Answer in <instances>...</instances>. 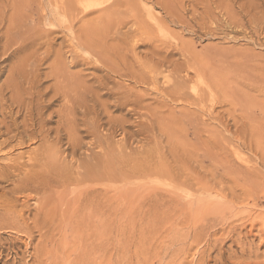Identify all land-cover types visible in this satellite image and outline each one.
<instances>
[{
  "label": "rangeland",
  "instance_id": "374dc122",
  "mask_svg": "<svg viewBox=\"0 0 264 264\" xmlns=\"http://www.w3.org/2000/svg\"><path fill=\"white\" fill-rule=\"evenodd\" d=\"M57 1L60 3L63 0H0V69L5 71L0 76V84L5 81L9 71L13 69L20 58L23 56H30L31 59L35 57L37 59L42 58L46 56L47 50L50 51V56L48 55L44 61L39 62V73L43 81H51L50 71L53 67L52 63L55 60L58 63L60 58L70 73H77V71L79 73V70H82V73L86 72L84 75L88 74L86 78L89 79L93 71L92 64L95 67L94 65L102 63L101 60L104 62L106 60L104 56L110 50H115V48L116 51L117 48L118 50L122 49V52L119 50L122 55L119 51L114 52L113 50L114 53L118 54H115L117 58H114L113 52H109V59L105 62H109L114 67L117 61L118 64L121 63L119 65L121 68H123V65L128 66L129 63L130 69L132 68L131 65L137 63L132 69L133 72L139 71L138 68L140 67L141 70L154 68L161 61L160 59V61L158 60L160 54L163 60V63L161 62L163 64L162 74L158 75L154 80L156 81L154 82L155 85L153 83L148 87L147 85L146 87L135 85L134 82L132 83L126 78L117 79V77L111 75L115 82L122 83L126 87L129 86L133 91L145 92L143 94H149L148 97L150 95L154 96L152 99H150L151 96L149 98L146 97L148 103L149 101L152 103L157 98L155 95L156 90L164 91L169 88L170 84H175L176 81L179 84H184L183 81L187 79L186 72L190 73L188 75L191 80L185 83V89L183 90L186 91L184 94L187 98L190 95L191 98L189 99L196 98V96H193L194 92L191 91L193 87L190 86L196 87L197 92L200 88H202L200 89L201 91H205L208 84L215 83L219 78L221 81L223 80L221 78H224L222 84H225L226 81V84H228L230 81L235 82L234 80L236 79V81L239 83L241 81L242 83L243 79L239 77L246 78L247 76L251 78L253 76L256 78L255 83H264V0H100L101 4H104L101 7L104 8L116 1L118 5H110V7L112 6L111 9L107 7V12H103L100 19L96 17V14L99 15L97 12H100L101 8H98V11L96 9L91 11L92 14L83 19V21L86 19L85 21L93 23L92 25L88 23L89 27H86V29H89V31L96 27V33L94 32L95 34H93L95 38L96 35L98 36L97 30L101 26L99 30L102 37L99 36L96 39L98 44L95 46L94 52L97 58H91V54L84 52L82 50L84 47H82V44L80 45L82 42L80 37L86 30L84 26V29L79 26L82 29L80 31L82 33H77L79 30L77 26L81 25L82 20L81 10L77 7L76 18L73 23L72 19L67 15L68 13L66 17L65 12H61L62 10L58 8V4H54ZM109 9L116 14H113ZM104 16L107 18H104ZM88 17L94 18L95 21ZM76 20L77 22L79 21V24ZM69 23H71L72 27L69 26ZM109 24L111 28H107ZM102 26H105L106 29L103 30ZM67 28L72 29L71 34ZM101 30L105 31V34L109 33L110 37L105 35L104 39V32H101ZM86 31L88 34V30ZM24 32H26L24 35L29 36L27 41L19 40L20 34ZM38 34L42 38L44 36L48 37L38 38ZM121 34L124 35L122 36ZM73 38L75 42L77 41V44H74ZM100 38L104 39V42L107 41L106 43L109 44L110 49L105 43L103 45V41ZM122 39L125 40L124 44L120 42ZM68 40L71 41V44ZM114 40L119 42L114 44ZM33 41L36 43L35 45H33ZM22 42L33 45V48L30 47L33 50L29 48L24 51L25 53L20 52L21 54H17L15 51ZM72 44L73 46H71ZM120 46L123 47L121 48ZM58 49L61 50L60 54L64 58L56 59L55 51ZM98 49L100 51H97ZM102 49L105 51H101ZM106 49H108V52H106ZM157 50L160 51L158 52ZM160 52L166 55H162ZM13 54L16 58H14ZM75 54L82 57H76ZM134 56L136 57V62ZM156 56L158 57L157 59L155 58ZM73 57L75 58L74 61H72ZM99 57L104 59L100 58L101 60H99ZM152 58L154 59L153 62L157 60L159 62L153 64V62H150L153 60ZM4 59H10L11 61L7 62L5 60V62ZM86 59L89 60L86 61ZM79 60L87 62V66L80 65L82 63ZM129 60L133 61L129 62ZM168 60L170 62L172 60V63H169ZM124 62L125 64H123ZM109 64L107 66H110ZM118 64H116L117 67ZM150 65H154V67H150ZM175 65L176 67H174ZM88 67L92 70L90 73ZM84 70H88V72ZM140 71L137 74H141L143 70ZM95 73L93 72L92 74L98 76L102 72L98 71ZM259 74H262V78H260L263 82L258 81L260 79ZM101 75L99 76L101 77ZM45 76H48V78H45ZM184 76H186V79ZM164 77L169 79L168 84H165ZM177 77L180 79H177ZM210 77L218 79H211ZM253 77L244 79L247 82V79L250 80L248 83L245 81L250 88L252 87ZM142 78L144 77L142 76ZM221 81L218 83V85H221V87L219 86L220 88H222ZM238 82H230V84H225L226 86H224L229 89H227L228 91H234L237 89L235 86ZM245 82L242 85L241 83L237 84V86L245 87ZM150 86L153 87L155 93H152V88L151 90L149 89ZM133 87H136L135 90ZM243 87L241 89H244ZM200 90L199 92H201ZM243 91L246 93L249 90ZM249 92H251L250 95L248 94ZM249 92L247 95L250 96V99L253 97L251 99L252 102L257 98L256 102L259 101L260 103V100H258L262 97L259 95L260 93ZM218 96H216L217 99L215 98L216 101L214 103H217L213 108L214 110L212 109L211 115L209 111L208 113L203 112L204 116L201 112L196 116L200 120L199 132H201L200 128L202 125L204 127L208 125L209 127L207 129L201 128V133H203L201 136L202 141L205 142L209 138L207 135H210L211 138L217 137L216 139L219 141V144L216 142L217 150L219 149V154H217L219 157L216 159L217 163H212L213 161L207 157V149L204 150L203 148L196 155L205 156L202 157L201 163H198L201 166L198 167L202 168L199 171V168L196 167L197 162L194 161V155L190 154L193 152V148L196 147L194 145L195 141L190 137H187L184 142L185 145L187 144L189 151L180 152L182 149L178 147L179 150L177 149L176 151V154H178H175L174 157L179 163H175V159L170 158L168 153H165L168 156L164 154L163 151L166 148L162 149V147L165 146V140L161 139L157 133L145 135L149 138L148 141V138L146 140L143 138L144 136L133 138L127 135L124 137V135L121 136V132H115L114 137H110V140L113 143L121 144L122 153L124 152L123 155L126 157L130 154L134 158V155L137 154L138 156V154L143 153L140 151L153 148L151 145H158L156 147L161 153V160H158V158L156 160L162 164L165 162L164 164L171 176L168 175V181L162 180L163 178L160 179L162 182L156 181L154 176V179L146 180L150 183L135 178H131V180H129L130 178L127 180L122 179L123 181H120V179L108 180L107 187H104L106 192H108L105 194L106 207L102 224L97 222L96 219L83 218L85 215L82 216L81 210H78L80 208L77 207L80 203L76 204L77 202H75L78 198L80 200L78 192H81L79 191L81 187L76 186L73 180L71 182V179L69 180L70 183L67 181L69 184L65 182L55 186L51 185L52 187L48 188L49 190L41 189L37 192H30L32 195L28 193L29 191H25L27 195L24 193L15 195L13 198L7 195L6 198L10 197L9 199L7 198L8 201L12 200L9 203V211L1 210L0 204V264H264V133L260 128L264 127V120H261V118H264V113L261 110L259 111V109H264V105H262L264 104V98L262 97V104L260 103L262 107L254 102L259 108L251 102L257 110L253 108V105H248L247 108L249 109L251 106L250 108H253L254 111L250 112L251 109H249L250 111L248 110L247 114L251 115L247 116L244 114L245 110L243 111L241 107H238L241 104L238 106L236 104L234 107L233 104L232 106L225 103L233 98L229 97L227 101H224L222 96ZM229 104H231L230 101ZM172 106L174 107L175 105ZM177 106L180 105H176L177 109L173 108L174 110L176 109L173 115L178 119L181 107ZM187 108L190 112L195 110L192 106ZM256 117L257 119H255ZM233 118L236 119H234L235 123H233ZM258 118L260 122L262 121L261 123H256L259 122ZM131 119L129 120L130 123H133V120L137 122L134 118L131 117ZM252 120L254 121L252 122ZM142 121V123L149 124L148 121ZM233 125L235 128H233ZM254 126L256 127L254 128ZM135 128L132 127L128 131L135 133L139 130ZM251 128H254L252 129L254 132L255 130L262 132L263 137L259 134L260 132H257L261 137L258 136L254 142V139L250 137L251 135L249 136ZM236 129L239 131L237 132ZM210 130L213 132V136ZM104 134L107 135L108 133L104 132ZM123 137L125 143L120 141ZM260 138H263V140L260 141ZM151 140H155L157 144L154 141L151 142ZM256 140L260 141V145L259 142H257L258 145L256 144ZM84 142H87V140ZM62 148L64 150V147ZM62 148L60 149L62 150ZM81 149H83L80 150L81 152L83 151L81 157L84 158L87 152L85 147ZM61 150L60 152L63 151ZM95 151L93 150V152ZM204 151L207 154L204 155ZM81 152H79L80 155ZM165 152H168L167 149ZM66 153L67 151L60 159L61 164H68V159L64 158ZM79 154L78 158H80ZM185 156L187 158L191 156V159L188 158L189 160L186 159V161L183 158ZM180 158H183V161ZM0 160V163L3 164L2 157H0ZM193 161L196 163L193 164ZM179 165H183L181 166L183 169L186 168L187 176L190 175L192 177V175H195L192 178L196 181L180 187L176 186V184H171L172 180L170 178L173 179V182L176 181L175 178L177 176L174 169ZM234 171H236L235 174ZM71 183L75 185H73L75 189L70 186L74 192L71 191V188H68L69 185H72ZM63 184H66V187L68 185L67 188L65 187V191L60 188H64ZM10 188V183L0 184V196L2 197L3 193L5 191L8 192ZM51 188H56L61 193L59 194L56 189L51 191ZM26 196L28 197L27 199L33 200H26ZM30 196L34 197L31 198Z\"/></svg>",
  "mask_w": 264,
  "mask_h": 264
},
{
  "label": "bare ground",
  "instance_id": "6f19581e",
  "mask_svg": "<svg viewBox=\"0 0 264 264\" xmlns=\"http://www.w3.org/2000/svg\"><path fill=\"white\" fill-rule=\"evenodd\" d=\"M57 2L54 4H56V5L58 4V6H59L58 8H60L62 10L61 12L64 11L65 15L68 13L67 15L70 17V19H72V22L76 18L75 13L77 14V7H78V9L81 10V12H82V13L80 12L82 14L81 15L82 20L80 23L81 25H78L79 21L77 22V20H76V22L78 23L77 29H79L78 32L76 30L77 33L82 31L81 27L83 29H84V27H85V29H86V27H89L88 23H89V25L93 24V23L85 21L86 19L83 21L84 18H87L88 15L92 14L91 11H93L95 9L97 10L98 8H101L100 12H97L99 15L96 14V17L100 19L101 14L103 12H107V10H108L107 7L111 9L112 6L118 5V3L114 2V3L110 4V5H112L111 7L109 5V6H106L104 8V7H101L104 4H101L102 2H100V0H65V1L63 0L60 3L59 2L57 3ZM110 9H109V11L112 12V10H110ZM61 12H59V13H61ZM114 12H116V11L114 10ZM107 14H109V13H107ZM113 14H116V13H113ZM67 15H66V17H67ZM94 16H95V14H94ZM88 18L94 19V18H90V17H88ZM97 18H96V21H97ZM104 18H107V17L104 16ZM67 19H65V20H67ZM116 19H113V20H116ZM101 20H102V18H101ZM113 20H111V21L113 22ZM94 21H95V19H94ZM117 21H119V20H117ZM86 22H87V25H86ZM105 22L107 23L106 20H105ZM105 22H104V25H105ZM115 23H116V21H115ZM67 24H65V25H67ZM69 24H70L69 26H71V23H69ZM116 24L118 25V23H116ZM74 26H76V25H74ZM79 26H81V27L79 28ZM109 27H110V24L107 28H109ZM115 27H117V26H115ZM15 28H17V27H15ZM90 28H92V27H90ZM94 28L91 29L92 31H89V29H86V30H88L89 35L87 34V31L85 30L86 33H85V31H84V33L86 35L83 33L82 36L80 37V39L82 38L80 40L82 42L81 43L79 42L80 45L82 44V47H84V48H82V50L84 52H86L87 54H91L90 55L91 58H97L96 55H94L95 46L98 44V41L96 39L99 36L102 37L100 30H99V29H101V26L98 29L99 31L97 30L98 36L96 35V38L93 36V34L96 33L95 32L96 27H94ZM102 28H103V30L106 29L105 26L104 27L102 26ZM73 29H75V28L73 27ZM103 30H101V32H104L103 33L104 39H105V35L106 36L108 35L110 37V34L109 33L105 34V31H103ZM117 30H118V28H117ZM68 32L71 34L72 29H68ZM106 32H107V30H106ZM111 32H113V31H111ZM80 33H82V32H80ZM24 34H26V32L20 34L19 40H22V41L29 40L28 39L29 36L24 35ZM74 34H75V32H74ZM75 35H73V36H75ZM90 35H92V36H90ZM37 37L42 38V36L40 34H38ZM47 37H45V38H47ZM107 37H106V40H107ZM10 39H11V37H10ZM32 39L34 40V38H32ZM70 39H72V38H70ZM100 39H101V41H103V45L105 43L109 47V44L106 43L107 42L106 40H105L106 42H104V39L103 40H102V38H100ZM100 39H99V41H100ZM73 40H74L73 42H75L74 38H73ZM122 40L120 42L121 43L123 42V44H124L125 40L124 39H122ZM35 42H36V40H35ZM35 42L33 43V45L36 44ZM70 42L71 41H69V43ZM117 42H119V41L116 40L114 42V44L115 43L117 44ZM121 43H119V44L121 45ZM54 44H56V43H54ZM74 44H77V41ZM101 44H102V42H101ZM33 45L22 42L21 44H19L18 49H16L15 52H17V54L20 52L23 53L25 50L29 49ZM80 45H78L79 48H81ZM103 45H101V46L104 47ZM71 46H73V44ZM115 47H116V45H115ZM133 47H135V46H133ZM32 48H30V49H32ZM96 48H98V47H96ZM34 49H35V47H34ZM70 49H71V47H70ZM73 49H74V47H73ZM78 49H77V51L80 50V49L79 50ZM104 49H105V47H104ZM109 49H110V47H109ZM64 50H66V49H64ZM106 50H107L106 52H108V49H106ZM113 50L112 51L110 50L109 52H113ZM119 50L117 48V51H119ZM60 51H61L60 49L55 51L56 59L60 58V57L64 58L60 54ZM97 51H100V50L98 49ZM101 51H105V50L102 49ZM117 51L115 48L114 52H117ZM120 51L122 52V49ZM157 51L159 52L160 50H157ZM185 51H186V49H185ZM109 52L107 54L104 52V54H106V56H108V57L104 56L106 58L105 61H107V59H109V55H110ZM8 53H9V50H8ZM49 53H50V51L47 50L46 56H44L42 58H38V59L36 57L31 59L30 56H28V57L23 56L18 61L15 60V61H17V64L13 67V69H11L9 71V74L6 77L5 81L2 84H0V157H2V160L4 161L3 164L0 163V184H3V183H10L11 184V188L9 189V191L8 190H7L8 192L5 191V193H3V195H2V197H4V198H2L0 196V204H1V208H2L1 210L5 211V212L9 211L8 210L9 209V203L12 202V200L8 201V199L11 196L13 198V196L15 197V195L24 194L25 191H27V192L29 191L28 193L30 194V192H37V191H40L41 189L42 190L48 189V188L52 187L51 185L55 186L58 184L65 183L67 181L70 183L69 180L71 179V182L73 180V183L76 186L81 187V189H82V190L81 189L79 190V191H81L80 193L78 192V194H80V200L78 198L79 195L77 197L78 198L77 200L80 202H78L77 200L75 202H77L76 204L80 203V205L77 207L80 208L78 210L79 211L81 210L80 213L82 214V216L85 215V216H83V218L96 219L97 222L102 224L104 221V216H105L104 212H105V207H106L105 194L108 192V191L106 192L104 187L106 186L108 180L120 179V181H123L124 179L127 180L130 178L129 180H131V178L132 179L135 178L138 180L140 179V181L141 180L146 181L147 179H149V181H150V179L151 178L154 179V177H155L156 181H160V179H162V178H163L162 180H164V181H168V179H169V177H168L169 173H168V170L164 164L165 162H163V164H162V163H160V161L157 162V160H156L157 158H158V160L159 159L161 160V155H160L161 153L159 152L158 148L156 147L158 145L154 146V144L151 143L153 145H151V144L150 145H151V147L153 146V148H148V150H146V151H140L143 153L138 154V156H137V154L136 155L133 154L135 156L134 158H132L133 156L131 157L130 154H129V156L131 158L129 156L126 157L123 155L124 152L122 153L123 149H121V144L120 143L118 144L117 142L113 143L110 140V137H114L115 132L116 133L121 132V136L124 135V137L127 135L128 136L130 135L133 138L136 136L137 137L138 136H142V137L144 136L143 138H145V140L148 138L145 135L154 134V132L157 133L161 139L165 140V146L162 147V149L166 148L168 152H165L166 151V149H165V151H163L164 154L168 153L170 158L175 159L174 160L175 163H179V161L174 157L177 149L179 150L178 147H180V149H182L180 152H188L189 151L187 144L185 145L184 142L187 140L186 139L187 137H190L191 139H193L195 141L194 145H196V147L193 148V152H191L190 154L194 155L195 159L193 157L192 158L194 159V161L197 162L196 167L199 168L201 166L198 165V163H201L202 157H205V156L200 157V156H196V155H197V152L202 150L203 148H204V150L207 149L206 150V152L208 151L207 157L213 161L212 163H215V162L217 163L216 159H217V157H219L217 155V154H219V152H218L219 149L217 150V143L219 144V141H218V139H216L217 137H213L216 139V141H215V139L211 138L210 135H207V136H209V138L213 139V140H210L207 137L208 139L205 140V142L202 141V138H201V136L203 134V133H201L202 129H207L208 125H205L206 127H204L201 124L202 127H204V128L201 127L202 128V129L200 128L201 132H199L200 120H198L196 118V116L199 115L200 112L202 113L203 116H204L203 112L208 113L210 111L209 112V114H210L212 109L214 108V106H216L215 104L217 102L214 103V101H216L215 98L219 94H220V96L223 97L224 101H227V99H229V97L233 98V99H231L232 101L228 100V102H225V103H228V105L233 104L235 107L236 104H237L236 106L241 104L238 107H241V109L243 111L245 110L244 114H246L247 116L251 115V114L248 115L247 111L249 109H251L250 107L253 105L252 103L257 101V98H256V100L254 102H252L251 99H253V97H251V99H250V96H248L247 93L249 91H254L258 94L260 93L259 95L264 98V88L261 89L262 87H264V83L263 84L260 82L255 83L254 81L256 80V78L252 76L253 82H252L251 86L253 88L252 87L250 88V87H248V85H246L247 81L244 80V79L249 78V77H247L246 75H243V76H246V78H244V77H239V78L243 79V80L241 79L242 83H244L246 81L244 84V86L245 85L246 86L245 87L242 86L244 89H241L242 87L240 85L237 86V84H240L241 81L239 83L238 81H236L237 80L236 79L234 81L238 82V83H236V86H235V87H237V89L234 88L235 89L234 91H231V90L228 91L229 89L227 88L228 89L227 90L225 86L230 84V82L231 83H235V82L230 81V82H228V84H226L227 83V81H226V83L224 82L226 84L225 85V84H222V81H224V78H221V79H223L221 81L220 78L218 79L216 77H213V78L218 79L217 80L218 82L216 80H214L217 82V84H216V82L215 83L212 82V83L208 84L206 86L205 91H201L200 89H202V88H200V89L197 88L198 89V92H197L196 87H194L193 85L190 86V87H193V88H191V91L194 92L193 96H196V98L194 97L193 99H189V98H191L190 95L187 98L186 95L184 94L186 91L183 90V89H185L184 88L185 83L188 80H191V77L188 75L189 72H186L185 75H187V79H186V76H184L186 79V80L184 79L185 81H183V79H182L184 84H181V83L179 84V82L177 83V81H176L175 84H173V85L170 84L171 87L169 86V88H167V85H166L167 89L164 91L156 90L155 95L157 98L155 100H153L152 103L150 101L148 103L146 97H148L149 94L145 95V94H143L145 92L140 93V91L139 92L133 91V89L129 88V86L126 87L124 84L122 85V83L120 84L118 82H115L113 80L114 79L113 77H117V79L126 78V79L130 80L132 83L134 82L135 85H143L145 87H146V85H147V87L149 85H152V83L155 85L154 82H156V81H154V80L157 78L158 75L162 74L161 69L163 67V64H162L163 60L161 59L160 54H159L160 58L157 57L158 55L155 57L156 59L158 58V60L159 59L161 60V61L159 60L160 63L156 64L155 67H154V65H150V67H154V68L148 69L149 68V66H148V68H147L148 70H146V68H145V69H142L143 71L141 70V67L138 68L139 71L140 70L142 71V72L140 71L141 74H137V72H139V71L133 72V70H132L134 65L137 63H135V64L133 63L134 65H131L132 66L131 69L129 67L130 66L129 63H128V66L123 65V68L125 67L123 69V68L119 67V65L121 63L118 64L116 61V64H118L119 68L117 67L116 64L114 65V67H112L111 64H109V62L104 61L105 62V64H104L103 60H101L104 58L99 57V60L102 61V63H101V61H99L101 64L94 65L95 67H93V64H92V68H93L92 70L93 71L91 70V68L88 67L90 69L89 73L92 71L91 72L92 78L90 76L89 79L86 78V76L88 74L84 75L86 72L82 73L81 72L82 70L81 71L79 70V73H78V71H77V73H70L68 68L64 66L63 60L60 58L58 63L56 60L53 61V63H52L53 67L50 71V78H51L50 80L51 81H43L41 79L40 73H39V71H40L39 70V62L44 61L46 59V57L49 55ZM113 53H111V54H113ZM79 54H80V51H79ZM115 54H117V53H114V55ZM151 54H152V52H151ZM155 54H156V52H155ZM164 54H162V55H164ZM121 55H122V53H121ZM37 56H38V54H37ZM99 56H101V55H99ZM144 56H145V53H144ZM167 56L170 57V55H168V54H167ZM9 57H11V56H9ZM53 57H54V55H53ZM76 57L81 58L82 56L76 55ZM121 57H119V58H121ZM146 57H147V54H146ZM14 58H16L15 55H14ZM85 58H84V60H85ZM111 58H113V57H111ZM114 58H117L116 55L114 56ZM135 58L136 57L134 56V60L136 62ZM147 58L149 59V57H147ZM131 59H133V58H131ZM5 60H7V59H4V61ZM9 60H7V62ZM74 60H75V58L73 57L72 61H74ZM84 60H82V61L79 60L82 63V64H80V63L79 64L83 65V66H87V62H85ZM88 60L86 59V61H88ZM158 60L156 62H153L154 59L151 61L149 60V61L153 62V64H154V63L159 62ZM164 60H166V59H164ZM113 61H115V60H113ZM130 61L131 60H129V62ZM168 61H164V62L167 63ZM77 62H78V60H77ZM75 63H76V61H75ZM106 63H108L111 67L107 66L108 64H106ZM169 63H172V60H171V62L169 61ZM123 64H125V62ZM140 65H145V64H140ZM148 65H149V63H148ZM128 67L130 70L128 69ZM143 67H145V66H143ZM174 67H176V65ZM80 69H83V68H80ZM88 70H84V71L88 72ZM98 71L102 72L103 75H101L102 73L98 74V76L92 74L93 72L95 73ZM173 71H174V69H173ZM3 72H5V71H3V69H0V76L2 75ZM181 72H183V71L181 70ZM190 72H192V71H190ZM177 73H179V72H177ZM177 73H175V74L177 76H180ZM99 75H101V77ZM111 75L113 76L112 78H111ZM141 75L144 78H142ZM263 76H264V73H263ZM260 77L262 78V74L261 75L259 74V78ZM45 78H48V76H45ZM213 78H211V79H213ZM251 78H249V79H251ZM164 79L166 81L165 84L166 83L168 84L169 79L167 77H164ZM177 79H180V78L177 77ZM249 79H247L248 82L250 81ZM260 79L258 81L263 82L264 77H263V80L262 79L260 80ZM219 80L221 81L220 84H222V88H220L221 85H218V83L220 82ZM130 81H129V83H130ZM209 82H211V81H209ZM242 83H241V85H242ZM154 87H156V86H154ZM135 88H134V90H135ZM151 88L153 90V87L150 86L149 89L151 90ZM238 89H241V90H238ZM246 89H248L249 91L248 92L246 91V93H245V91H243V90H246ZM199 90L201 92H199ZM154 91L155 90H153L152 93ZM146 93H148V92H146ZM250 93L251 92H249L248 94L250 95ZM220 96H218V97H220ZM152 97H154V96H151L150 99H152ZM262 97H260V98L263 99ZM261 99H258V100H260V103L262 102ZM219 101L221 102V100H219ZM219 101H218V104H219ZM229 101L231 104H229ZM256 103H258L260 106L262 104V103L260 104L259 101ZM256 103H254V105ZM250 104H251V106L248 109L247 107ZM172 105H175V106L173 107ZM176 105H180L177 107H181L178 119L176 118L175 115H173L174 111L177 109ZM254 105H253V108L257 110V108H259V107H257L255 105L257 107V108H255ZM262 105H264V104H262ZM189 106L194 107L195 110L190 112L189 109L187 108ZM173 108H176V109L174 110ZM253 108L251 109V111L250 110L249 111L250 112H252V110L254 111ZM260 110L264 113V109H259V111ZM258 113H260V112H258ZM205 116H206V114H205ZM263 116H264V114H263ZM131 117L134 118L135 121L137 120V122H134V120H133V123H130L129 120H132ZM209 117H211V116H209ZM172 118H175V119L172 120ZM198 118H199V116H198ZM253 118H254V116H253ZM234 119L235 118H233V120ZM255 119H257V117ZM142 120H145L146 122L148 121L149 124L142 123L143 122ZM235 120L233 121V123L236 122ZM254 120H252V122ZM261 120H264V118H261ZM256 121H258V120H256ZM261 122L259 119V122H256V123H261ZM201 123H203V122H201ZM253 124H255V123H253ZM238 125H240V124H238ZM251 125H252V123H251ZM256 126H254V128ZM132 127H136L135 129L136 130L139 129V130L136 131L135 133H130L128 131V129H131ZM233 128H235L234 125H233ZM254 128H251V133L249 134V136L251 135L250 137H252L254 139V140L253 139L252 140L255 142V139H257L258 136L263 135L261 133L262 132L264 133V127L263 128L260 127L262 129L261 130L262 132L256 131V130L254 132L252 130ZM126 131H128L129 133L128 132L126 133ZM204 131H206V130H204ZM226 131H228V129H226ZM236 131H237V129H236ZM104 132H107L108 134L105 135L106 133L104 134ZM210 132H211V130H210ZM257 132L258 133L260 132L259 133L260 135L257 134ZM204 133L206 134V132H204ZM208 134H210V133H208ZM211 134L213 136V132H211ZM238 136H240V135H238ZM124 137L120 141L124 142L123 141ZM136 139H138V138H136ZM153 139H154V137H153ZM86 140H87V142H84ZM141 140L144 141L142 138H141ZM261 140H263V138L262 139L260 138V141ZM148 141H149V138H148ZM148 141H147V143H148ZM152 141H154V143H156L155 140H151V142ZM260 141L256 140V144H257V142H259V145H260ZM132 142H133V140H132ZM219 146H218V148H220ZM62 147H64V150ZM82 147H85V151L87 152V154H85L86 156L84 158L81 157L83 151L81 152L80 150H83V149H81ZM60 148H62L63 151ZM23 150H25V151H23ZM60 150L62 152H60ZM93 150H96V151L93 152ZM66 151H67V153H66V155H64L65 156L64 158L68 159V161H67L68 167L66 164H63V163L61 164V161H60V159L62 158L63 154ZM79 152H81V155L79 154ZM206 152L204 151V155L207 154ZM78 154L80 155L79 156L80 158H78ZM165 155H167V154H165ZM200 155H202V154H200ZM176 157H178V156H176ZM183 158H185L184 160H186L189 157L187 158L185 156ZM183 158L182 159L180 158V160L183 161ZM173 159H171V160H173ZM189 159H191V156ZM194 161H193V164L196 163V162L194 163ZM181 166H183V165H179L177 168L175 167L176 169H174V170L176 171L175 174L177 177L175 178V176H174V178L176 180L175 182H173V179L170 178V180H172V182H173V183L171 182V184H174V185L176 184V186L180 187V186L185 185V184L187 185V183L195 182L196 180L192 178V177H195V175L194 176L192 175V177H191L188 174L190 177L187 176L188 172L186 173V171H187V170H185L186 168L183 169V167H181ZM216 166L218 167V165H216ZM224 168H226V167H224ZM201 169L199 168V171ZM182 170H184V171H182ZM205 171H207V170H205ZM235 172L236 171H234V174H235ZM197 173H199V172H197ZM210 175H212V174H210ZM165 179H167V180H165ZM149 181H146V182L148 183ZM68 182H67V184H69ZM146 182H144V183H146ZM160 182H162V181H160ZM73 183H71L72 185H69V187L67 185V187L68 188H71L70 186L73 187V185H74ZM65 185H64V188L60 187L61 189H64V191L67 188ZM54 189H56V188H54ZM54 189H52L51 191H53ZM56 190L58 192V189H56ZM71 191H73L72 188H71ZM7 195L8 196L10 195V197H7L8 199L6 198ZM30 195H32V194H30ZM16 197H18V196H16ZM33 197H31V198H33ZM25 198H26V200L30 199V198L27 199L28 198L27 196ZM30 200H33V199H30ZM74 206H75V204H74ZM79 211H77V212L79 213Z\"/></svg>",
  "mask_w": 264,
  "mask_h": 264
}]
</instances>
